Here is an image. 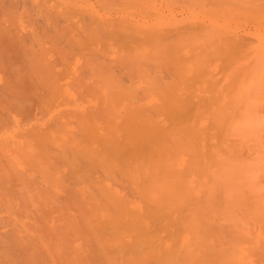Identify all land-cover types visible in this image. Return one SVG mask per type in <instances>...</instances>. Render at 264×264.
Segmentation results:
<instances>
[{
  "label": "bare ground",
  "instance_id": "6f19581e",
  "mask_svg": "<svg viewBox=\"0 0 264 264\" xmlns=\"http://www.w3.org/2000/svg\"><path fill=\"white\" fill-rule=\"evenodd\" d=\"M129 1L0 0V264L264 260V0Z\"/></svg>",
  "mask_w": 264,
  "mask_h": 264
},
{
  "label": "rangeland",
  "instance_id": "374dc122",
  "mask_svg": "<svg viewBox=\"0 0 264 264\" xmlns=\"http://www.w3.org/2000/svg\"><path fill=\"white\" fill-rule=\"evenodd\" d=\"M90 1L92 2V1H94V0H90ZM131 1H132V3L135 2V3H137V4H140L141 7L143 8V12H144L145 10L147 11V12H146V11L144 12L145 14H146V13H148L147 15H149V14L151 15V14H152V15H151L152 17H150L151 22L153 21L152 23H154L156 20L158 21L159 18H162V15H163L164 13H165L166 15H167V13H168L167 16H166L165 14L163 15V19H165L164 21L168 20V17H169V16L171 17V15H173L174 18H175V17L180 18L179 16H183V13L181 14V13L178 11L179 9H181V5H182V4H179V3L175 2L176 0H174L173 2H172L171 0L168 1L169 3H170V2H171V3H174V6H173V4H172V5H169V4H168L167 6H165V5H166V2H165L164 0H163V4L165 3L164 5L162 4V0H157V2H156L157 5H156V4L154 5L155 8L153 7V3H155L156 0H146V2H144V1H142V0H137V1H135V0H134V1L131 0ZM138 1H139V2H138ZM140 1H141V2H140ZM152 1H153V3H152ZM166 1H167V0H166ZM143 2H144V3H147V5L145 4L147 8H146V7L144 8V7H143L144 5L142 6V4H144ZM150 2H151L152 5L150 4ZM158 2H159V3H158ZM160 2H161V3H160ZM168 2H167V3H168ZM127 3H128V2H127ZM135 3H134V4H135ZM130 4H131V3H130V1H129V3L127 4V6H129ZM134 4H133V5H130V6H134L135 8H133V7H130V8L136 9L137 7H136L135 5H137V4H135V5H134ZM149 4H150V6H148ZM161 4H162V5H161ZM159 5H161V6H159ZM158 6H159V7H158ZM164 6H165V8H164ZM141 7L138 6V8H137L135 11L142 13V8H141ZM160 7H161V8H160ZM171 7H172V8H171ZM175 7H176V8H175ZM179 7H180V8H179ZM99 8H100V7L97 6L96 9H99ZM149 8H150V9H149ZM152 8H153V10H152ZM158 8H160V11H158V10H159ZM162 8H163V9H162ZM105 9H106V8H105ZM125 9H126V8H125ZM139 9H140V10H139ZM147 9H148V10H147ZM154 9H155V12H154ZM156 9H157V13H156ZM195 9H196V8H195ZM174 10H175V11H174ZM149 11H150V13H149ZM161 11L164 12V13H162ZM180 11H181V10H180ZM100 12H103V13H104V12H105L104 8L100 9ZM153 12H154V13H153ZM159 12H160V13H159ZM175 12H177V14H175ZM188 12H189V11H188ZM105 13H106V12H105ZM161 13H162V14H161ZM170 13H171V14H170ZM178 13H179V14H178ZM153 14H155V15L153 16ZM169 14H170V15H169ZM142 15H143V13H142ZM159 15H160L161 17H160ZM176 15H178V16H176ZM155 16H158V17H155ZM165 16H166V18H165ZM173 16L171 17L172 19H174ZM153 17H154L156 20H155ZM148 18H149V17H148ZM151 18H152V19H151ZM171 18H170V19H171ZM170 19H169V20H170ZM154 20H155V21H154ZM161 20H162V19H161ZM161 20H160V21H161ZM169 20H168V21H169ZM170 21H172V20H170ZM257 232H258V231H255L254 233H257ZM249 255H250L249 257H251V256L254 255L253 257H251V260H250L249 264L252 263V262H253L252 264H261L260 262H261V260H263V259L258 260V259H259V258H258V259H257V261H259V263H258V262H255V261H256V256H257L256 254H253V253H252V254H249ZM255 255H256V256H255ZM254 257H255V260L253 259ZM257 257H258V256H257ZM263 257H264V256H263ZM252 260H254V261H252ZM262 262H264V260H263ZM262 264H264V263H262Z\"/></svg>",
  "mask_w": 264,
  "mask_h": 264
}]
</instances>
